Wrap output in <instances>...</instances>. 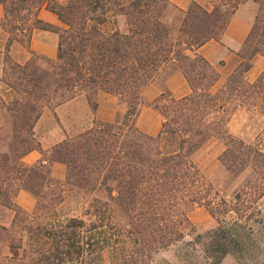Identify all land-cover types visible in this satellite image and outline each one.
<instances>
[{
	"label": "trees",
	"instance_id": "trees-1",
	"mask_svg": "<svg viewBox=\"0 0 264 264\" xmlns=\"http://www.w3.org/2000/svg\"><path fill=\"white\" fill-rule=\"evenodd\" d=\"M243 1L194 3L170 22L168 0H0V210L13 214L0 222L4 264H148L193 231L197 208L223 227L227 218L239 226L261 213L264 132L247 142L229 123L239 108L264 111V71L247 79L264 57V0H252L259 10L242 61L220 88L218 71L198 53L224 34ZM37 31L58 35L56 58L14 60L13 45L29 47ZM170 65L191 93L160 96L163 121L150 136L137 126L144 95ZM100 91L117 98L121 119L95 118L45 152L36 137L45 112L85 96L96 113ZM212 143L223 146L218 160L231 179L246 175L242 189L228 194L206 178L198 156ZM34 151L42 158L27 164ZM56 163L66 167L65 184L52 176ZM64 187L82 197V216L63 217ZM21 191L36 200L32 213L17 203Z\"/></svg>",
	"mask_w": 264,
	"mask_h": 264
},
{
	"label": "rangeland",
	"instance_id": "rangeland-1",
	"mask_svg": "<svg viewBox=\"0 0 264 264\" xmlns=\"http://www.w3.org/2000/svg\"><path fill=\"white\" fill-rule=\"evenodd\" d=\"M69 0H61L65 4ZM259 6H257V12ZM42 18L55 25L61 27L58 18L45 12ZM181 18V13L175 8H170L168 19L170 22ZM58 51V35L50 31H37L30 43V46L14 44L12 47V57L14 60L25 63L35 56L55 59ZM177 71L175 66H168L159 75L145 92V104L141 109L137 120L138 128L145 134L158 133L162 125V117L155 108L157 100L163 93H169L165 81L169 75ZM225 83V81H224ZM224 83H220L217 88H220ZM163 93L160 94L159 92ZM85 96L78 99L85 100ZM114 101L108 99L101 102L100 115L87 114L85 117L77 118V99L67 103L66 109L62 113L46 111L42 119L36 126V137L41 143V147L45 152L51 149L58 143L62 142L67 135H76L77 133L87 129L96 118L101 122H117L121 119V113L118 107V100L112 95ZM97 99V96H96ZM99 106V105H98ZM91 110V108H89ZM230 133L247 142L253 141L261 133L264 132V111H251L246 108L236 110L229 123ZM223 146L219 143H212L207 146L198 156V161L205 173L206 178L219 186L218 188L231 194L236 190H240L246 183V175H241L238 179H231L225 172L224 166L218 160ZM42 158L39 151H34L26 160L27 164H34ZM50 155L47 156V159ZM58 163L54 164L57 165ZM53 165V166H54ZM61 166L62 178H57V173L52 169V176L61 184L66 182V167ZM65 201L62 205V215L64 218L80 217L83 214L84 201L82 197L77 196V191H71L70 188L64 187ZM17 203L25 211L32 213L36 206V200L26 191H21L17 196ZM260 214L264 215V198L257 206ZM258 214L257 216H259ZM13 214L7 211L0 210V222L7 223ZM254 218V217H253ZM252 218V219H253ZM239 221V226H234L231 223V218H227L225 227L221 226L216 219L212 217L206 208H197L191 215L190 220L194 226L193 231L186 234L185 240H193L190 245H185L180 248L178 255L184 261V264H232L231 257L226 256L231 253L233 255L244 256L246 253L256 249L258 243L264 242V229H261L257 237L254 239L252 234L245 229L246 223H251V220ZM256 223L264 224V219H257ZM202 247V249H201ZM204 251V253H203ZM5 254L9 251H4ZM13 254L21 255V251H13ZM205 254V255H204ZM170 256V253H169ZM0 264H4L0 259ZM105 264H110L107 260ZM148 264H168L165 259V253L159 251L154 254Z\"/></svg>",
	"mask_w": 264,
	"mask_h": 264
},
{
	"label": "crops",
	"instance_id": "crops-1",
	"mask_svg": "<svg viewBox=\"0 0 264 264\" xmlns=\"http://www.w3.org/2000/svg\"><path fill=\"white\" fill-rule=\"evenodd\" d=\"M168 1L171 8H175L179 11H187L194 3H198L199 5L206 8H212L211 0H168ZM257 6L258 4L252 0L243 1L240 4L237 12L231 18L224 34L217 40L209 41L198 51V53L218 71L220 75L218 85H220V83H224V81H226L228 76L239 67L242 61L240 57V52L251 32L252 25L256 17ZM45 12L48 11H44L43 13ZM50 58L53 57L50 56ZM263 71H264V57L257 56L253 61V67L247 74V79L253 83L257 80V78ZM165 84L169 93L175 99L186 97L191 93V87L188 81L186 80L182 72L179 70L169 75L165 81ZM159 93L162 94L163 92L160 91ZM107 97H112V95L102 91L97 93L96 100L99 105L97 114L100 115L101 102L108 99ZM108 100L114 101L113 98H109ZM66 105L67 103L58 107L56 112L58 111L59 114L64 112L66 109L65 108ZM89 108L91 107L89 105L87 98H85V100H81L77 98V118L85 117L89 113H91V115L93 116L96 115V113H94L92 109L90 110ZM157 134L158 133H151L148 135L156 136ZM32 153L26 156L24 161ZM52 169L57 173V178L61 179L62 178L61 166L57 164L52 166Z\"/></svg>",
	"mask_w": 264,
	"mask_h": 264
},
{
	"label": "clouds",
	"instance_id": "clouds-1",
	"mask_svg": "<svg viewBox=\"0 0 264 264\" xmlns=\"http://www.w3.org/2000/svg\"><path fill=\"white\" fill-rule=\"evenodd\" d=\"M257 219H264V215L260 214L259 216H255L251 220V223L245 224V229L252 234L254 239L257 237L260 230L264 229V224L256 223ZM192 241L193 240H185L184 237L181 236V238L171 242L167 247L163 248L162 251L165 253V259L168 260V264H184V261L178 255V251L185 245H190ZM228 256L231 257L232 264H264V242L258 243L254 251L246 253L242 257L231 253H229L226 258Z\"/></svg>",
	"mask_w": 264,
	"mask_h": 264
}]
</instances>
